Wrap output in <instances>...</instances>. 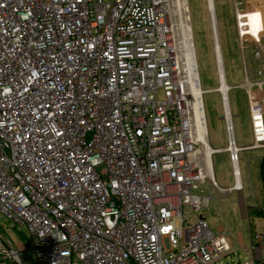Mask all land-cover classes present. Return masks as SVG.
I'll return each mask as SVG.
<instances>
[{"label":"built area","instance_id":"2783aa9c","mask_svg":"<svg viewBox=\"0 0 264 264\" xmlns=\"http://www.w3.org/2000/svg\"><path fill=\"white\" fill-rule=\"evenodd\" d=\"M207 1L223 150L198 131L175 0H0V220L26 236L33 264H217L232 253L196 215L214 189L245 207L239 155L264 149V0H233L253 136L242 148ZM221 151L232 188L216 181ZM254 210L260 228L264 208ZM244 250L246 264H264V230Z\"/></svg>","mask_w":264,"mask_h":264},{"label":"rangeland","instance_id":"374dc122","mask_svg":"<svg viewBox=\"0 0 264 264\" xmlns=\"http://www.w3.org/2000/svg\"><path fill=\"white\" fill-rule=\"evenodd\" d=\"M176 1V9L177 3ZM188 8L189 25L192 33L197 71L200 88L205 93L202 96L208 140L215 150L228 147V135L224 118L222 95L216 91L220 87L219 69L214 50V41L211 28L210 12L207 0H185ZM241 1V0H239ZM243 1V0H242ZM179 2H182L180 0ZM210 2V1H209ZM174 7L175 3L173 2ZM218 27L221 46V57L227 86L233 89L228 93L232 125L236 145L240 148L253 144L250 125L248 102L243 84L245 76L242 65V55L234 23L233 0H212ZM179 16L177 21L179 23ZM180 41L182 35L180 33ZM184 53V52H183ZM252 61V51L246 53ZM183 57V56H182ZM184 63V58L182 59ZM162 94H159V99ZM264 158V149L243 151L239 155L240 179L243 186L244 206L240 204V197L236 192L230 195L219 193L214 189L213 201L209 209L204 210L206 223L213 232L223 229L231 244L232 253L217 264H246L250 254L244 246L250 248V232H262L264 224L255 228L251 211L264 208V190L260 178V164ZM214 172L218 185L221 188H232L235 185L233 166L227 152H218L213 156ZM245 208L246 215L245 216ZM254 221L257 219L254 217ZM252 224H250V223ZM0 237L4 242L20 254L24 263L29 258L27 240L23 235L8 230L0 220ZM0 264H16L11 255L0 243Z\"/></svg>","mask_w":264,"mask_h":264},{"label":"bare ground","instance_id":"6f19581e","mask_svg":"<svg viewBox=\"0 0 264 264\" xmlns=\"http://www.w3.org/2000/svg\"><path fill=\"white\" fill-rule=\"evenodd\" d=\"M180 1V0H179ZM177 3V10L179 17V28L181 30L182 35V48L184 50V65H185V71L187 76L189 77V89H190V95L192 98V103L194 106V109L196 111V122L198 125V131L200 136L203 134V132H206V124L204 125L203 120V114L201 110V97L199 92V77H198V71H197V63H196V57H195V51H194V45L192 40V33L191 28L189 25V17H188V6L186 4L185 0H182V2ZM210 4H212V0H210ZM205 142V140H203ZM211 149V148H210ZM19 262V260L17 259Z\"/></svg>","mask_w":264,"mask_h":264},{"label":"water","instance_id":"95a60500","mask_svg":"<svg viewBox=\"0 0 264 264\" xmlns=\"http://www.w3.org/2000/svg\"><path fill=\"white\" fill-rule=\"evenodd\" d=\"M0 243L3 245L6 251L11 255V257L14 259L16 264H25L24 261L21 259L20 254L17 251H15L13 248L9 247L1 237H0ZM17 259L19 260V262L17 261Z\"/></svg>","mask_w":264,"mask_h":264},{"label":"trees","instance_id":"16d2710c","mask_svg":"<svg viewBox=\"0 0 264 264\" xmlns=\"http://www.w3.org/2000/svg\"><path fill=\"white\" fill-rule=\"evenodd\" d=\"M260 178H261V183H262V187H263V190H264V158L261 160V164H260ZM253 214L257 215L259 217L261 216V213L259 212V210H256V211L254 210V212H252V215ZM19 234L23 235L24 238L27 240L26 236L23 233H19ZM26 259L28 260V262L25 263V264H33L30 257L26 258Z\"/></svg>","mask_w":264,"mask_h":264}]
</instances>
